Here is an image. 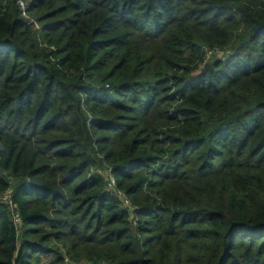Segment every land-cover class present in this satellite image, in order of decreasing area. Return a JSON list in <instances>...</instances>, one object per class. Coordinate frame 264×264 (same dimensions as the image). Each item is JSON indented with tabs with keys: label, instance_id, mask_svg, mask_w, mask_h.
<instances>
[{
	"label": "trees",
	"instance_id": "obj_1",
	"mask_svg": "<svg viewBox=\"0 0 264 264\" xmlns=\"http://www.w3.org/2000/svg\"><path fill=\"white\" fill-rule=\"evenodd\" d=\"M0 264H264V0H0Z\"/></svg>",
	"mask_w": 264,
	"mask_h": 264
},
{
	"label": "built area",
	"instance_id": "obj_2",
	"mask_svg": "<svg viewBox=\"0 0 264 264\" xmlns=\"http://www.w3.org/2000/svg\"><path fill=\"white\" fill-rule=\"evenodd\" d=\"M22 5H23V3H22ZM31 22H35L34 20H32ZM36 23V22H35ZM36 25H37V23H36ZM38 26V25H37ZM114 185H115V180H114V178H111V186L112 187H114ZM110 186V188L112 189V187ZM114 193L123 201V203H124V205L125 206H128V207H130L131 209H133L132 208V206H131V202L129 201V199L125 196V194L124 193H122L121 191H115L114 190ZM5 199H9L10 198V193H6L5 194ZM14 217H15V220L16 221H18L19 219H20V217H19V215L18 214H14Z\"/></svg>",
	"mask_w": 264,
	"mask_h": 264
}]
</instances>
